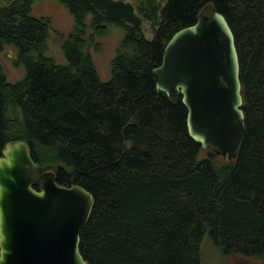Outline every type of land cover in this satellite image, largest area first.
<instances>
[{
    "label": "trees",
    "instance_id": "1",
    "mask_svg": "<svg viewBox=\"0 0 264 264\" xmlns=\"http://www.w3.org/2000/svg\"><path fill=\"white\" fill-rule=\"evenodd\" d=\"M56 1L73 20L63 63L46 53L52 23L33 15L34 0L0 6V53L11 47L24 69L9 82L0 66V158L23 141L57 185L92 195L86 264H202L204 238L264 264V0ZM214 12L240 69L245 136L229 162L189 136L181 96L159 91L152 73L174 33ZM113 26L125 35L102 81L91 51Z\"/></svg>",
    "mask_w": 264,
    "mask_h": 264
},
{
    "label": "water",
    "instance_id": "2",
    "mask_svg": "<svg viewBox=\"0 0 264 264\" xmlns=\"http://www.w3.org/2000/svg\"><path fill=\"white\" fill-rule=\"evenodd\" d=\"M152 73L159 91L181 96L189 136L225 162L235 159L245 128L238 55L225 18L200 14L174 33ZM93 202L79 185H57L25 142L7 143L0 158V264H86L79 235Z\"/></svg>",
    "mask_w": 264,
    "mask_h": 264
},
{
    "label": "rangeland",
    "instance_id": "3",
    "mask_svg": "<svg viewBox=\"0 0 264 264\" xmlns=\"http://www.w3.org/2000/svg\"><path fill=\"white\" fill-rule=\"evenodd\" d=\"M9 0H0V6H4ZM136 3L137 0H131ZM164 6L167 0H159ZM32 13L36 17H48L52 23V31L49 33L46 45L47 55H51L58 63H63L64 59L60 50L61 39L67 37L70 32L73 20L66 9H64L56 0H34ZM150 24L143 20L142 31L144 37L148 40L153 38V29ZM125 32L118 27H111L106 37L97 38L100 45V51H91L94 64L98 70L102 81L109 78V62L114 56L116 44L124 37ZM14 51L11 47H5L0 53V66L4 69L9 82L21 80L24 75L22 66L17 67L13 64ZM202 264H235V259H240L243 264H251V260L243 256L234 254H225L217 249L207 238L201 243ZM256 262V261H255Z\"/></svg>",
    "mask_w": 264,
    "mask_h": 264
},
{
    "label": "flooded vegetation",
    "instance_id": "4",
    "mask_svg": "<svg viewBox=\"0 0 264 264\" xmlns=\"http://www.w3.org/2000/svg\"><path fill=\"white\" fill-rule=\"evenodd\" d=\"M235 261H236L235 264H236V263L243 264V262H242L240 259H235ZM251 264H252V263H251Z\"/></svg>",
    "mask_w": 264,
    "mask_h": 264
}]
</instances>
